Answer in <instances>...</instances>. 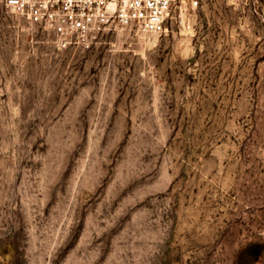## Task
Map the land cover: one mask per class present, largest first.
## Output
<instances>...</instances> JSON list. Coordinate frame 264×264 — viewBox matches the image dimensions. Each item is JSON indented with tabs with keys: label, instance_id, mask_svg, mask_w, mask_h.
I'll use <instances>...</instances> for the list:
<instances>
[{
	"label": "rangeland",
	"instance_id": "1",
	"mask_svg": "<svg viewBox=\"0 0 264 264\" xmlns=\"http://www.w3.org/2000/svg\"><path fill=\"white\" fill-rule=\"evenodd\" d=\"M0 264H264V0L90 47L0 0Z\"/></svg>",
	"mask_w": 264,
	"mask_h": 264
},
{
	"label": "built area",
	"instance_id": "2",
	"mask_svg": "<svg viewBox=\"0 0 264 264\" xmlns=\"http://www.w3.org/2000/svg\"><path fill=\"white\" fill-rule=\"evenodd\" d=\"M37 31L59 44L90 47L115 28L167 34L185 25L206 0H1Z\"/></svg>",
	"mask_w": 264,
	"mask_h": 264
}]
</instances>
